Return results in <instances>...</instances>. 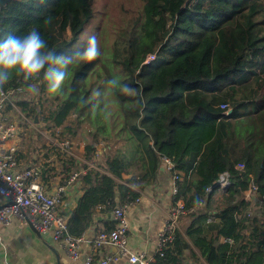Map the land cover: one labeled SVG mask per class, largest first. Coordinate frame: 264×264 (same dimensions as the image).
<instances>
[{
	"label": "trees",
	"instance_id": "trees-1",
	"mask_svg": "<svg viewBox=\"0 0 264 264\" xmlns=\"http://www.w3.org/2000/svg\"><path fill=\"white\" fill-rule=\"evenodd\" d=\"M97 1L11 0L0 9V30L20 35L35 28L56 55L70 56L72 48L83 50L77 44ZM140 1L110 40L101 32L98 59L70 66L63 93L47 109L42 102L18 103L29 116L43 113L46 130L57 131L59 141L76 138L83 118L92 116L85 158L94 157L97 145L107 152L103 165L81 176L83 194L67 219L68 234L112 231V211L139 197L131 186L150 187L168 158L172 177H179L172 204L183 203L189 223L156 259L264 264V0ZM149 55L154 60L146 63ZM114 78L132 91L109 88ZM46 86L41 77V93ZM17 87L28 90L13 79L4 91ZM222 174L228 186L219 189ZM252 185L258 217L249 215L245 198ZM210 217L217 222L207 223Z\"/></svg>",
	"mask_w": 264,
	"mask_h": 264
},
{
	"label": "crops",
	"instance_id": "crops-1",
	"mask_svg": "<svg viewBox=\"0 0 264 264\" xmlns=\"http://www.w3.org/2000/svg\"><path fill=\"white\" fill-rule=\"evenodd\" d=\"M31 105H36L26 100ZM19 109V106H18ZM15 112L7 108L4 112L5 121L13 124L15 131L4 143V150L16 147V158L19 168L36 167L40 171V185L47 192L53 191L67 178L69 172L74 170L66 159H63L57 149L56 138L46 130L43 118L39 114L29 116L20 111ZM37 116V117H36ZM32 121V122H31ZM74 158L72 161L76 168L92 167V165H103L105 158L100 157V162L93 157L85 158V147L72 148ZM131 175H124V179ZM131 189L139 194L138 202L129 208L126 219L129 231L126 236L127 248L134 254H142L145 259L156 258L157 237L161 231L166 213L172 204V175L160 163L159 170L155 176V182L143 192L135 186ZM83 194L80 182L72 185L64 196V205L61 207L63 215L69 218L73 213L78 199ZM256 202H254L255 204ZM4 200L0 198V205ZM257 204H255V207ZM254 207V208H255ZM250 212V211H249ZM254 215H259L258 206ZM110 215L108 218L113 221ZM181 218V217H180ZM183 218V217H182ZM180 220L181 225H187V218ZM98 220L102 217L98 216ZM217 222V221H216ZM93 230L84 234L85 242L81 245L80 257L72 260L68 257L65 248L53 240L51 234H38L27 221L13 220L9 226L0 228V264H85L86 259L91 256L92 249L90 239ZM115 252L113 249L103 248L94 254L93 263L102 259L105 255ZM198 256V252L195 251ZM93 254V253H92ZM116 264H131L128 257H120ZM187 264H194L187 255Z\"/></svg>",
	"mask_w": 264,
	"mask_h": 264
},
{
	"label": "built area",
	"instance_id": "built-area-1",
	"mask_svg": "<svg viewBox=\"0 0 264 264\" xmlns=\"http://www.w3.org/2000/svg\"><path fill=\"white\" fill-rule=\"evenodd\" d=\"M154 60V55L146 57L145 62L150 63ZM24 91L22 87H17L4 91L0 95V198L4 204L0 205V228L11 224L13 220L27 221L29 225L40 235L51 234L55 242H59L66 250L67 255L72 260L80 257L81 245L85 242L84 235L73 238L67 231V216L61 212L64 205V196L67 190L77 182H80L85 169L78 168L71 170L65 181L58 185L53 191L47 192L40 185V171L38 168H19L16 158V147H10L4 150L3 143L12 136L15 131L13 124H8L4 117L7 108L19 112L18 103L25 102ZM225 109V106L221 107ZM51 135H53L51 133ZM56 138L57 149L63 159L69 161L74 158L72 148L74 146L70 138L59 141L58 132L54 134ZM99 155L97 150L95 156ZM162 165L169 172L173 171L174 165L168 158H162ZM238 168H242L239 165ZM177 175L172 177V193L176 194ZM219 189L228 186L227 175L222 174L217 183ZM172 195V196H173ZM251 197H250V196ZM257 197L256 188L252 185L245 193L247 201L255 202ZM138 202H128L122 206L116 207L112 211L113 219L116 222L115 228L110 232H100L90 239L92 253L86 259L85 264H94V254L103 248L113 249L115 252L105 255L95 264H116L120 257H128L131 264H165L154 260L145 259L140 254L131 253L126 245V236L129 231L128 221L126 219L127 210ZM186 213L181 201L171 204L167 210L166 218L161 231L157 237L156 256H162V251L171 244L175 238V231L178 228L179 219ZM217 220L210 217L207 223L213 224Z\"/></svg>",
	"mask_w": 264,
	"mask_h": 264
},
{
	"label": "clouds",
	"instance_id": "clouds-1",
	"mask_svg": "<svg viewBox=\"0 0 264 264\" xmlns=\"http://www.w3.org/2000/svg\"><path fill=\"white\" fill-rule=\"evenodd\" d=\"M10 3L11 0H0L4 6ZM100 55V44L95 35L88 38L82 51H74L70 56H58L35 28L20 35L0 30V95L13 79L22 80L29 91L36 92L41 77L47 83L50 94L60 95L70 76V66L76 61H95ZM107 86L111 89L120 88L124 93L132 91L115 78L108 81ZM94 96L99 101L102 92L98 90Z\"/></svg>",
	"mask_w": 264,
	"mask_h": 264
},
{
	"label": "rangeland",
	"instance_id": "rangeland-1",
	"mask_svg": "<svg viewBox=\"0 0 264 264\" xmlns=\"http://www.w3.org/2000/svg\"><path fill=\"white\" fill-rule=\"evenodd\" d=\"M141 9V1L140 0H98L95 4V17L91 21V23L87 26L86 30L84 31L83 35L80 37V41L77 46H80V49H83L86 44L87 40L90 36L95 35L99 41V44L102 45L100 42L101 32L110 40L112 38V32L120 24V21L123 19H128L135 16L138 11ZM102 34V35H103ZM106 39V38H105ZM108 43V41L106 40ZM105 46V45H104ZM76 47V46H75ZM76 48H72L70 52H74ZM69 52V53H70ZM47 87V86H46ZM57 95L50 94L47 89L44 92H40V88L36 92H31L29 90L24 91V99L33 103L42 102L45 109L51 105L53 98ZM108 108L110 106V101H108ZM114 110V108H112ZM44 114H40V118H43ZM32 122V121H31ZM94 120L92 116H88V114L83 118V122L80 128L77 131V137L72 139L74 146L73 147H85V144H89L92 139L91 133H94ZM69 137H64L67 139ZM121 143H117L115 146L120 147ZM97 149L99 151V155L95 156L96 161L100 162L99 158L107 155V152L102 149L101 145H97ZM250 196V195H249ZM251 197V196H250ZM249 206V215L250 216H257L254 215V211H256V207L254 202ZM255 207V208H254ZM182 217V216H181ZM183 219V218H182ZM180 220L178 223V227H180Z\"/></svg>",
	"mask_w": 264,
	"mask_h": 264
},
{
	"label": "water",
	"instance_id": "water-1",
	"mask_svg": "<svg viewBox=\"0 0 264 264\" xmlns=\"http://www.w3.org/2000/svg\"><path fill=\"white\" fill-rule=\"evenodd\" d=\"M3 7H5L3 4H0V9L1 8H3ZM231 112H229V114H230ZM37 117V116H36ZM112 217V219H113V216H111Z\"/></svg>",
	"mask_w": 264,
	"mask_h": 264
}]
</instances>
